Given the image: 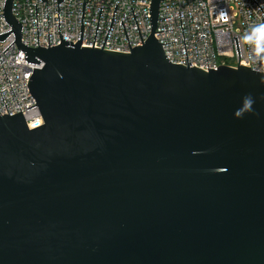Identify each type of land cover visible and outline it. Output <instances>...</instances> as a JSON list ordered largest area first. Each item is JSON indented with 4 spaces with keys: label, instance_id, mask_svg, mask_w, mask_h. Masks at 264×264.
<instances>
[{
    "label": "water",
    "instance_id": "water-1",
    "mask_svg": "<svg viewBox=\"0 0 264 264\" xmlns=\"http://www.w3.org/2000/svg\"><path fill=\"white\" fill-rule=\"evenodd\" d=\"M159 2L141 46L121 20L122 53L81 47L84 1L75 45L25 47L4 1L3 53L38 66L43 124L0 115V264H264V73L170 63ZM248 94L254 114L235 118Z\"/></svg>",
    "mask_w": 264,
    "mask_h": 264
},
{
    "label": "built area",
    "instance_id": "built-area-1",
    "mask_svg": "<svg viewBox=\"0 0 264 264\" xmlns=\"http://www.w3.org/2000/svg\"><path fill=\"white\" fill-rule=\"evenodd\" d=\"M4 1L0 0V34L10 30L4 20ZM83 1L86 4L81 37ZM254 1L264 12V0ZM254 1L160 0L157 19L161 20H157L154 38L158 43H164L160 44L163 54L173 64L187 67L188 62V67L195 66L204 71L220 66H242L264 73V60L253 61L251 48L241 39L251 26L264 23V14ZM149 7L150 0H63L59 4L57 0H11V13L21 25V44L25 47H56L60 45V36L75 45L81 37V47H103V50L122 53H130L124 29L131 50L144 44L150 36ZM220 11L227 14V22L218 18ZM201 35L205 37L200 38ZM233 37L237 39L241 58L236 53ZM13 41V34H9L0 42V115L8 113L12 116L21 112L31 130L43 124L27 86L33 69L38 66L27 63L24 52L18 50L15 43L3 53ZM31 106L34 107L26 109Z\"/></svg>",
    "mask_w": 264,
    "mask_h": 264
},
{
    "label": "clouds",
    "instance_id": "clouds-1",
    "mask_svg": "<svg viewBox=\"0 0 264 264\" xmlns=\"http://www.w3.org/2000/svg\"><path fill=\"white\" fill-rule=\"evenodd\" d=\"M218 18L224 22H227L228 20L227 14L224 11L219 12ZM241 39L251 48V58L253 61L264 60V23L251 26L250 30L247 31ZM260 99L264 100V96ZM255 103L256 100L251 94L244 96L242 98L241 107L234 112V117L242 119L246 114H254Z\"/></svg>",
    "mask_w": 264,
    "mask_h": 264
}]
</instances>
